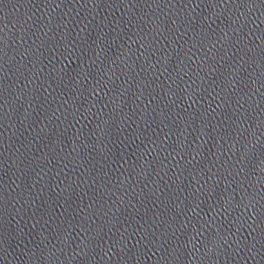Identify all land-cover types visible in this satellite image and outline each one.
<instances>
[{"label": "water", "instance_id": "obj_1", "mask_svg": "<svg viewBox=\"0 0 264 264\" xmlns=\"http://www.w3.org/2000/svg\"><path fill=\"white\" fill-rule=\"evenodd\" d=\"M0 264H264V0H0Z\"/></svg>", "mask_w": 264, "mask_h": 264}]
</instances>
